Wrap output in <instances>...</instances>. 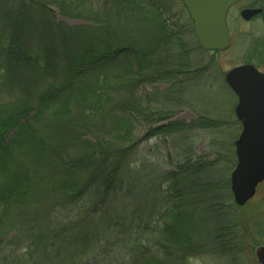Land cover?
Returning a JSON list of instances; mask_svg holds the SVG:
<instances>
[{"label":"trees","instance_id":"trees-1","mask_svg":"<svg viewBox=\"0 0 264 264\" xmlns=\"http://www.w3.org/2000/svg\"><path fill=\"white\" fill-rule=\"evenodd\" d=\"M99 1L105 6L103 17L93 10L98 0H0V95H20L0 101V248L18 245L22 241H16L18 236L28 242L22 262L13 259L18 249L15 252L10 247L0 264L34 263L35 245L27 239L34 228L20 230L23 216L33 206L50 205L56 213L76 211L75 217L83 214L89 221L104 219L109 228L117 226V235L109 240L114 242L123 227L118 221H126L115 204L116 192L124 188L123 179H132L136 171L131 169L134 160L129 161L140 142L134 133L135 121L147 124L150 135L171 133L175 124L182 128L179 122L152 126L161 120L160 110L153 108L158 85L168 83V90L181 89L171 83L175 78L169 74L175 70V56L155 48L167 36L162 13L137 0ZM56 9L66 16L102 20L101 34L88 33L87 40V26L71 34L72 29L54 21ZM153 27L159 33L155 38L149 34ZM140 31L147 32L146 36L141 37ZM68 35H74L70 51L64 42ZM109 73L127 93L123 100L117 99ZM146 87L154 92L143 102L137 91ZM215 168L210 160L187 158L165 173L163 182L168 185L163 193L173 201L164 207L168 219L162 215L160 224L147 234V244L134 242L128 248L131 257L122 258V263L194 264L197 259L215 261L217 257L242 262L247 241L233 222V214L216 227H210L206 216L237 207L231 202L229 182L209 173ZM214 188L222 191L218 200L207 193ZM190 205H205L206 212L195 214L187 210ZM133 221L127 222L132 225ZM131 228L127 234L133 238L138 226ZM63 239L65 245L74 242L73 251L81 254L91 241L78 234ZM151 241L154 244L149 248ZM48 242L43 244V254L52 249L54 241ZM106 244L98 246L103 252L101 260L95 253L86 260L73 258L70 264H90L95 259L94 264H121L116 257L103 263Z\"/></svg>","mask_w":264,"mask_h":264},{"label":"rangeland","instance_id":"rangeland-1","mask_svg":"<svg viewBox=\"0 0 264 264\" xmlns=\"http://www.w3.org/2000/svg\"><path fill=\"white\" fill-rule=\"evenodd\" d=\"M94 2L96 3L97 0H94ZM99 2L98 0V5L94 6L93 10L100 11L99 16L103 17L104 15L102 12L105 6L102 5L103 3L99 4ZM55 11L54 21L62 23L72 29L71 34L75 33L74 29L83 26H87V29H85V37L87 40H89L88 33L101 34V26L104 23L102 20V23H100L97 19H91L90 16H88V18L72 17L63 15L58 9ZM146 34L147 32L145 31L144 33L143 31L139 33L141 37L146 36ZM71 37H74V35H68L64 41L67 51H70L74 47L72 42L74 39H71ZM65 54L63 55L65 56ZM160 57L163 56H155L156 59ZM125 59H129V57L126 56ZM94 66L95 65H92L91 67ZM229 68L230 65L228 62L222 63L221 74L216 75L214 86L194 87L187 85L181 87V89L177 88L167 91L168 83H161L158 85L159 90L156 91L158 92L156 94L158 95V100L156 104L153 105V108L160 110V115H165L167 117L173 115L172 118L174 121H176L175 119L177 118L183 122H195L199 115H206L208 114L207 111H211V115L215 114L221 117L224 123L218 126V128L199 130L185 129V131L179 132L178 134L165 131L158 133V135H150V128L147 124L135 122L134 133L137 138L140 139V142L135 149L136 153L133 151V153L129 155V161L134 160L131 169L136 170L132 178H136V182L133 184V182L130 183L132 179L124 178V188L116 192L118 199L115 204L120 206L119 210L124 213L123 216L126 221H118L123 222V227L121 228V234L113 239L114 242H109V240L117 235V226L114 225L109 228L107 222L99 217H94L89 221L84 219L83 214L79 217H75L74 214L76 211L56 213L51 210L50 205L45 207L33 206L30 210H27V213L23 216V229L20 227V230L23 231L31 227L34 228L33 232L27 234L28 241L35 245V247H33V253L35 255L33 264H70L73 258L86 260L87 258L93 257V255L95 257V253H97L99 260H101L100 258L103 256V252L98 246L102 244L105 245L106 243L103 263L105 261L108 262L110 258L116 257L121 264H129V262L122 263L121 261L122 258L131 257L128 248L133 245L134 242H144L147 244V234L151 231L152 226L156 227L160 224L162 215H164V218H167L165 216L164 207H169L173 201L169 199L168 195H164L163 193V190L168 185L163 182V179L166 172L175 169L176 165L182 163L185 158L191 160L203 158L212 161L214 165H216V168L215 171L209 172L211 176L221 182H229L230 173L234 168L235 161L230 162L229 159L233 160L234 141L239 131L237 129L239 127L238 124H235L236 130L232 131L234 122H227V118L231 117L226 112H231L237 103L236 96L223 81L224 74ZM96 74L98 73H92V77L96 78ZM109 74L110 78H108V80L116 87V92L118 94H115L117 99L123 100L127 96V93L120 90V83L118 79L115 78V75L112 73ZM47 80L53 79L49 77ZM153 92L154 90L152 87H146L137 91V97L145 102ZM17 96H20L17 92H5L0 95V101L12 100L13 97ZM199 97H201V99ZM161 110L163 112H161ZM215 120L216 122L222 121L221 119ZM167 121L166 118H163V120H159L156 123L154 122L155 124L153 123L152 126L160 125L161 122L165 124ZM88 124L91 125L89 122ZM65 132L67 131H64V133ZM71 132L72 131H69L68 133L71 134ZM84 133L87 134L88 130H85ZM127 168L128 166H125L124 171H126ZM207 193L212 195L214 200H218L221 197L222 191L221 189L214 188L210 192L207 191ZM230 198L231 202H233L232 196ZM161 205H163V208L158 209ZM156 208L159 211H157ZM186 208L187 210H192L195 214L201 211L206 212L205 205H190ZM106 211L110 212L109 208H107ZM217 211L218 214L209 212L206 215L210 221V227H216L219 224L227 222V216L233 214V222L238 223V229L240 230L241 228L240 231L242 232L241 237H244L247 241V252L243 253V257L241 256L242 262L241 259L230 260L217 257L215 261L211 258H204V260L197 259L194 261V264H256L251 247L252 244L255 246L264 242V183L258 186L254 198L248 201L244 206L233 207L223 213L219 210ZM73 217L77 220L76 224H73ZM130 219L134 220L132 225L127 222ZM133 225L135 227L138 226V229L140 227V229L136 230L132 238V236L127 233H129L128 230L132 229L131 226L133 227ZM146 227L147 231L144 230ZM62 231L67 232L60 234ZM75 234L84 236L86 242L91 240L85 254L73 251L75 248L73 245L74 242L65 245L66 242L63 236H74ZM20 240L22 241L18 245L16 243L13 244L14 246L11 244H4V248H0V250L4 252L0 253V257H2L3 254L6 255L10 253L8 251L11 247L15 252L18 249L15 254L16 256L13 255V259H18L22 262L24 258L21 259V254L22 252L24 253V247L28 245V242L21 236L16 237V241ZM49 240L54 241L52 249L48 250L47 254H43V244H48ZM112 243H114V245L107 249ZM153 244L154 242L152 243L151 241L147 246L152 248ZM102 247L103 246H101V248ZM96 260L98 259L91 261L90 264H94Z\"/></svg>","mask_w":264,"mask_h":264},{"label":"flooded vegetation","instance_id":"flooded-vegetation-1","mask_svg":"<svg viewBox=\"0 0 264 264\" xmlns=\"http://www.w3.org/2000/svg\"><path fill=\"white\" fill-rule=\"evenodd\" d=\"M137 1L143 5H147V7H151V5L157 7L158 11L162 13L160 19L168 27L167 36L166 38L164 37L162 43L158 41L155 48L160 53L175 56L173 58L175 70L169 74L174 76L175 79L171 83L175 84L176 87L187 85L194 87L214 86L216 75L221 74L223 62L229 63L230 68L228 70L236 66L247 65L250 71L254 69L259 72L262 75L261 79L264 81V0H229L228 2L221 3L218 2L220 0H187L193 5H198V7L202 6L205 16L200 18L199 28H197L195 20L192 18L189 9L182 0ZM216 5L227 6L224 13V37L222 39L219 35L221 33V27L219 25L216 27L212 26L211 24L213 22L208 20ZM149 34L150 37L155 38L159 33L157 28L153 27ZM225 74L223 81L227 85ZM252 76L253 73L248 74L247 79L251 80ZM166 90L170 91L168 89ZM199 98L201 99V97ZM207 113L206 115H199L195 122H183L177 118L174 121L172 118L173 115L167 117L163 114L164 116L160 115L158 117L161 120L163 118L168 120L165 124L161 122L160 125H169L170 122H179L181 124V129L176 124L175 127H170L171 133L173 131H176L173 133L183 132L185 129L199 130L218 128V126L224 123L221 117L214 113V115H211V111H207ZM226 113L231 117L227 118V122H234L232 131L236 130L235 122H238L239 127L237 129L239 131L237 133L239 134L241 123L235 117L234 109ZM215 119H221L222 121L216 122ZM135 122L139 121L137 120ZM210 123H213V125ZM185 124L188 127L182 126ZM232 161H234L235 166V150ZM263 183L264 179L256 186L253 196L247 202L254 198L258 186ZM262 245H264V242L255 246L252 244L251 247L256 264L258 263L254 255V250L256 247Z\"/></svg>","mask_w":264,"mask_h":264},{"label":"water","instance_id":"water-1","mask_svg":"<svg viewBox=\"0 0 264 264\" xmlns=\"http://www.w3.org/2000/svg\"><path fill=\"white\" fill-rule=\"evenodd\" d=\"M192 18L200 27V18L205 16L202 6L182 0ZM229 0H220L228 2ZM227 6L216 5L209 21L221 27L223 35L224 13ZM205 22V20H203ZM253 73L251 80L247 75ZM262 75L247 65L236 66L225 74L228 87L237 97L234 108L235 117L241 123V130L234 141L236 164L230 173V191L237 206L244 205L255 192L256 186L264 179V81ZM258 264H264V245L254 250Z\"/></svg>","mask_w":264,"mask_h":264}]
</instances>
